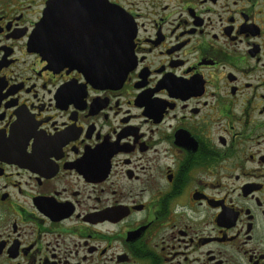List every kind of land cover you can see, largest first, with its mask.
Returning a JSON list of instances; mask_svg holds the SVG:
<instances>
[{
    "label": "flooded vegetation",
    "instance_id": "obj_1",
    "mask_svg": "<svg viewBox=\"0 0 264 264\" xmlns=\"http://www.w3.org/2000/svg\"><path fill=\"white\" fill-rule=\"evenodd\" d=\"M108 1L135 65L96 86L0 0V264H264V0Z\"/></svg>",
    "mask_w": 264,
    "mask_h": 264
},
{
    "label": "water",
    "instance_id": "obj_2",
    "mask_svg": "<svg viewBox=\"0 0 264 264\" xmlns=\"http://www.w3.org/2000/svg\"><path fill=\"white\" fill-rule=\"evenodd\" d=\"M82 32L87 35L86 40ZM103 33L106 42L101 40L100 44L105 48L98 45L96 49L106 53L107 63L83 65L86 47L93 49L95 36L99 39ZM135 34L131 15L108 0H48L37 31L31 36V47L35 45L36 51L48 59L50 68H77L94 85L111 86L117 81L123 83L135 65ZM83 43L84 47L79 48Z\"/></svg>",
    "mask_w": 264,
    "mask_h": 264
}]
</instances>
